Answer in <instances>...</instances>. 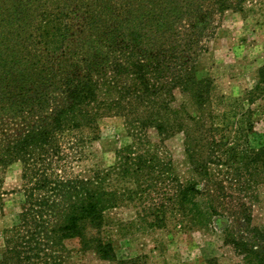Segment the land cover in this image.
Segmentation results:
<instances>
[{
    "label": "trees",
    "instance_id": "trees-1",
    "mask_svg": "<svg viewBox=\"0 0 264 264\" xmlns=\"http://www.w3.org/2000/svg\"><path fill=\"white\" fill-rule=\"evenodd\" d=\"M246 1L59 0L52 25L41 21L34 29L37 37L30 34L32 57L0 58V167L18 160L31 179L38 170L45 173L28 189L19 225L7 231L0 264H40L42 260L57 264L45 258L48 251L64 250L65 241L76 238L83 250L91 247L102 260H116L112 242L90 235L105 227L106 212L122 201L120 192L106 188L108 171L93 170L92 176L75 180L60 174L53 179L48 172L61 162V155L85 143L88 138L83 132L96 133L100 119L111 113L123 116L121 110H128L125 115L139 136L149 129L160 136L173 127L187 131V163L193 171L200 170L206 182L214 178L212 165L229 164L222 160L229 155L236 158L229 139L223 136L227 142L221 144L210 137L215 129L207 126L206 114L211 115L213 80L198 75L196 62L205 51L202 41L208 38L212 18L229 10L242 12ZM45 37L52 41L44 42ZM260 72L264 83V68ZM177 91L189 99L193 111L174 105ZM15 123L18 130L3 134L4 128ZM70 135L72 140L67 139ZM141 145L136 142L125 150V158H119L123 174L140 175L144 169L161 172L159 158ZM213 147L220 152L211 156ZM248 162L251 170L246 167L245 171L255 181L264 174V147ZM213 183L216 189L223 186ZM195 184H180L169 200L180 206L202 195ZM216 207L217 200L211 199L208 211L214 213ZM158 223H165L163 216ZM245 227L255 242L234 237L230 243L246 255V262L264 264V231L249 224ZM208 263L216 264L215 260Z\"/></svg>",
    "mask_w": 264,
    "mask_h": 264
},
{
    "label": "rangeland",
    "instance_id": "rangeland-1",
    "mask_svg": "<svg viewBox=\"0 0 264 264\" xmlns=\"http://www.w3.org/2000/svg\"><path fill=\"white\" fill-rule=\"evenodd\" d=\"M58 6L59 0H0V58L31 56L29 42L34 38L30 34L37 37L34 29L41 21L51 26ZM15 16L20 20H12ZM210 27L208 38L202 41L205 51L196 62L198 75L213 80L207 126L213 125L215 130L210 137L215 136L221 144L229 139L236 149V158L229 155L222 159L229 164L212 165L210 173L214 178L206 182L202 172L193 171L187 163V131L173 127V131L160 136L149 129L139 136L125 115L128 110H121L123 116L111 113L103 117L96 133L83 132L88 138L85 143L68 150L67 156L61 155V162L48 172L53 179L60 174L75 180L92 176L93 170L108 171L106 188L120 192L122 201L106 212L105 227L90 235L112 242L116 260H102L91 247L83 250L81 240L76 238L66 240L64 250L55 247L48 251L45 258L49 263L209 264L215 260L216 264H250L244 259L246 255L230 242L234 237L255 242L246 224L264 231V174L254 181L245 171L246 167L251 170L248 158L264 147V83L260 72L264 68V0L246 1L242 12L229 10L217 14ZM43 41L52 39L45 37ZM52 67L58 66H49ZM174 105L193 111L189 99L178 91ZM18 126L15 123L2 132L12 135ZM223 136L227 139H221ZM67 139L72 140L71 135ZM136 142L142 143V150L159 158V169L165 174L144 169L140 175L127 176L120 171L123 159L119 158H125V150ZM218 152L213 147L211 156ZM236 168L238 173L234 172ZM42 175L45 173L38 170L36 178L31 179L18 160L0 167V262L5 257L7 231L19 225L23 205L29 200L28 189L35 187ZM195 182L203 194L188 198L185 205H180L183 209L169 200L168 196L172 197L180 184ZM213 182L223 186L216 189ZM208 192L210 196L206 195ZM211 199L217 200L214 213L208 211ZM243 210L249 222L242 216ZM162 216L164 224L158 223ZM40 264L45 263L42 260Z\"/></svg>",
    "mask_w": 264,
    "mask_h": 264
}]
</instances>
